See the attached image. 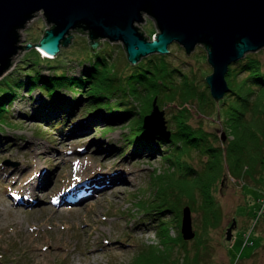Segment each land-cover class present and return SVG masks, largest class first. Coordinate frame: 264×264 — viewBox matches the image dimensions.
Listing matches in <instances>:
<instances>
[{
    "label": "rangeland",
    "instance_id": "1",
    "mask_svg": "<svg viewBox=\"0 0 264 264\" xmlns=\"http://www.w3.org/2000/svg\"><path fill=\"white\" fill-rule=\"evenodd\" d=\"M47 28L43 15L39 14L22 32L23 44L39 43ZM140 28L151 40L158 33L150 18ZM74 35L72 44L62 47L52 61L61 62V71L79 76L85 66L80 61H84V52L91 46L88 35ZM104 43L110 42L104 40ZM110 44L116 58L127 59L122 43ZM170 51L165 56L172 65L189 73L199 87L213 73L203 46L188 55L174 43ZM259 53L264 61V49ZM39 54L35 48L22 51L7 76L25 77L33 71L29 64L36 57L49 59ZM152 56L161 55H150L143 60ZM42 72L48 75L52 70L43 67ZM30 100V93L22 91L13 105L11 123L0 131L3 139L0 143V264H145L164 256L171 264L186 261L264 264L263 182L232 177L226 163L224 169L210 171L206 168L209 157L197 149H191L190 153L200 176L181 180L182 168L172 167L161 152L151 156H124L114 152L124 145L126 138L134 135L130 121L106 131L108 128L94 120L93 113L80 109L62 134L31 116ZM178 105L162 109L168 127L171 113L185 107L193 115V127L201 125L214 138L217 136L223 146L233 141L238 128L235 121L224 115H202L197 100ZM184 153V149L178 151L180 155ZM257 169L259 176H264V167ZM86 179L89 181L85 186L68 191ZM29 182H33L32 189H28L31 196L17 194V189ZM88 189L91 193L95 191L94 195H84L80 202L82 193ZM166 189L174 193L172 199L176 203L170 205L173 213L163 215V227L156 226L157 222L146 226L141 221L150 222L157 217L148 208L149 203ZM205 189H210V200L221 212L220 220L211 222L210 226L207 224L213 205L211 201L206 202ZM256 191L260 193L259 199ZM71 192L72 198L66 199ZM24 197L28 200L20 202ZM187 206L191 207L196 233L191 241H185L181 232L183 210ZM234 220L237 226L232 240L228 241L227 232ZM159 222L162 224L161 219ZM251 238L254 245L250 243ZM151 255L156 257L150 259Z\"/></svg>",
    "mask_w": 264,
    "mask_h": 264
},
{
    "label": "trees",
    "instance_id": "2",
    "mask_svg": "<svg viewBox=\"0 0 264 264\" xmlns=\"http://www.w3.org/2000/svg\"><path fill=\"white\" fill-rule=\"evenodd\" d=\"M84 53V61L80 63L85 66L79 76L61 71V62L56 64L52 59L36 57L29 64L33 71L26 73L25 77L9 75L3 78L0 82V131L11 123L13 105L25 90L31 96V116L62 134H65L66 127L70 126L79 110L83 109L86 113H93L94 120L108 128L106 131L130 121L134 126V135L126 138L124 145L118 147L120 149L115 148L114 152L118 151L124 156H151L155 152H161L172 167L182 168L184 172L181 173V180L188 181L190 177L200 176V172L192 164L190 153L191 149H197L209 157L206 168L210 171L218 172L222 167L224 169L226 163L232 177L249 178L264 184V176H259L257 169L258 166L264 167V61L260 53L250 54L231 65L227 74L230 91L220 102L214 100L206 81L199 87L198 82L192 80L189 73L179 66H173L167 56H152L138 65H132L128 59L116 58L115 49L110 43H104L97 52L88 47ZM43 67L52 72L43 74ZM34 92H37V95H34ZM155 99L161 109H165L167 105L180 106L197 100L202 115H224L237 123L233 141L224 144L227 146L225 147L220 144L217 136L214 138L213 134L201 125L193 127V115L185 107H179L178 111L171 113L170 140L158 136L150 138L144 131L143 123L144 117L151 113ZM185 99L193 100L184 101ZM43 132L41 131V134ZM2 140L0 137V143ZM125 146L127 149H124ZM110 148L114 150L113 147ZM182 149L185 153L178 154ZM209 175L213 174L209 172ZM209 183L213 185L211 179ZM247 188L245 186V189ZM172 192L169 189L162 190V193L149 203L148 208L157 217L150 222L141 221L143 224L151 226L158 223L156 226H164L163 215L173 213L170 205L176 203L172 199ZM203 193L206 202H210V189H205ZM256 193L259 199V191ZM212 205L207 226L221 218V212L213 202ZM206 207L207 205L204 206ZM163 237H167V233H163ZM250 243L255 244L252 238ZM151 256L150 259L156 257ZM157 260L145 264H171L166 256ZM199 263L186 261L185 264Z\"/></svg>",
    "mask_w": 264,
    "mask_h": 264
},
{
    "label": "water",
    "instance_id": "3",
    "mask_svg": "<svg viewBox=\"0 0 264 264\" xmlns=\"http://www.w3.org/2000/svg\"><path fill=\"white\" fill-rule=\"evenodd\" d=\"M39 14L48 28L39 43L24 45L22 32ZM147 18L158 30L152 40L140 28ZM75 33L88 35L93 52L104 40L122 43L132 65L150 55H168L174 43L188 55L203 46L213 68L206 83L220 102L230 91L226 77L231 65L264 49V0H0V80L22 51L35 48L54 59L72 44ZM143 128L149 137L172 135L157 99ZM236 226L234 220L228 241ZM181 232L185 241L196 237L189 206L183 210Z\"/></svg>",
    "mask_w": 264,
    "mask_h": 264
},
{
    "label": "bare ground",
    "instance_id": "4",
    "mask_svg": "<svg viewBox=\"0 0 264 264\" xmlns=\"http://www.w3.org/2000/svg\"><path fill=\"white\" fill-rule=\"evenodd\" d=\"M43 56L42 57H46V58H48V55H46L45 53H43L42 54ZM31 186H33V182H29V183H27L25 186H23V187H21V188H18L17 189V194H26V195H28V197H30L31 195H30V191L28 190L29 188L30 189H32L31 188ZM27 192H29L28 194H27ZM94 193H95V191H94ZM93 193V191H92V194H94ZM28 197H24V198H22V199H19V201L20 202H26L27 200H28ZM70 197V194L67 196V198L66 199H68ZM83 199V198H82ZM82 199L80 200V202L82 201ZM18 201V202H19ZM63 201H66V200H61V202H63Z\"/></svg>",
    "mask_w": 264,
    "mask_h": 264
}]
</instances>
